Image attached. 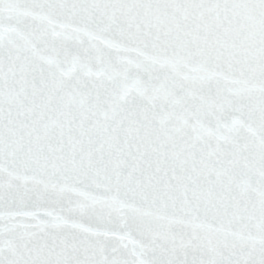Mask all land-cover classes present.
I'll return each mask as SVG.
<instances>
[{"label":"snow or ice","instance_id":"6c2138e0","mask_svg":"<svg viewBox=\"0 0 264 264\" xmlns=\"http://www.w3.org/2000/svg\"><path fill=\"white\" fill-rule=\"evenodd\" d=\"M0 264H264V0H0Z\"/></svg>","mask_w":264,"mask_h":264}]
</instances>
